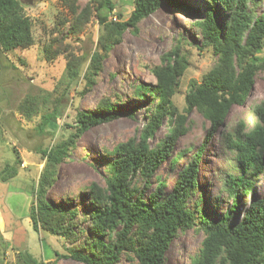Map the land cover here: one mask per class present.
<instances>
[{"label":"rangeland","instance_id":"rangeland-1","mask_svg":"<svg viewBox=\"0 0 264 264\" xmlns=\"http://www.w3.org/2000/svg\"><path fill=\"white\" fill-rule=\"evenodd\" d=\"M18 1L31 20L34 42L6 52L5 66L0 72V171L7 163L16 170V175L7 181L0 179V194H6L0 197V231L9 237L13 235L5 256H1V264H17L18 253L23 250L39 260L52 261L57 257L56 252L68 253L69 248L80 247L90 252L88 244L95 237L106 242L114 238L115 231L100 234L92 228L91 214L96 208L91 192L95 190L93 185L97 186L96 191L105 188L109 175L107 163L113 158L111 151L116 146L140 141L158 94L147 90L140 96L136 91L142 85H155V67L165 62L164 55L178 49L187 57L189 65L173 102L177 114L186 115L187 131L157 165L147 186L143 175H137L132 181L143 190L141 195L147 202L161 181L165 182V192L171 188L179 171L209 136V120L197 109L185 111V96L191 84L199 82L218 62V55L210 47L201 46L202 35L196 22L211 10L222 21L224 12L211 0H173V4L161 5L136 26L119 33L110 51L104 53L100 45L103 36L114 35L109 21L128 20L135 0H111L115 9L107 13L108 18L103 22L98 16L96 0ZM257 2L256 12L261 13L264 0ZM96 51L103 55L99 64L92 62ZM259 55L264 56V46ZM92 66L99 69L89 71ZM74 68L77 75H72ZM255 78L249 98L232 108L220 131L233 132L237 123L242 124L243 131H248L258 122L253 106L264 101V69ZM108 101L114 104L110 112L118 114L73 137V146L57 166L53 184L46 189V199L52 204L68 211L76 210L75 235L69 240L47 230H35L29 210L31 203H36L32 188L38 187L47 162L42 151L69 140L75 133L79 111H101ZM55 107L60 113L56 118L58 125H50L47 131L41 132L42 116ZM174 125L175 117L165 116L148 138L149 147L154 149L161 144ZM235 161L227 142L216 133L208 137L199 163L196 193L189 200L191 205L198 201L200 210L209 219L230 211L233 199L226 192L224 182L226 174L235 171L232 168ZM263 190L264 172L254 180L252 192L239 195L233 216L240 217L251 198ZM205 235L199 220L191 228L179 229L166 251L167 264H192ZM57 264L84 263L62 257ZM116 264H137V259L134 253L124 252Z\"/></svg>","mask_w":264,"mask_h":264},{"label":"trees","instance_id":"trees-1","mask_svg":"<svg viewBox=\"0 0 264 264\" xmlns=\"http://www.w3.org/2000/svg\"><path fill=\"white\" fill-rule=\"evenodd\" d=\"M100 21L108 18L107 13L115 9L111 0H96ZM253 3L251 6L249 5ZM173 4V0H135V7L128 20L109 21L114 33L103 36L100 42L104 53L110 51L114 37L129 26L136 24L163 4ZM223 9V20L219 21L212 10L196 24L202 35V45L210 47L218 55L217 64L202 79L191 84L185 96V111L197 109L210 122L209 136L195 150L190 162L179 171L171 188L164 191L165 182H160L143 199V190H139L133 179L137 175L146 177L145 186L158 164L170 154L178 138L187 131L186 115L177 114L173 96L180 85V79L188 68V59L178 49L164 55L160 66L155 67L157 79L155 85H142L136 95L143 96L144 91L158 94V101L151 110V120L144 128L138 143L130 141L116 146L107 163L109 175L105 188L97 189L93 185L96 208L91 214V224L95 232L108 234L115 231L110 241L95 237L89 242L90 252L80 247L69 248L68 253L56 252V259L46 262L34 257L28 250L18 253L17 264H57L62 257L72 258L84 264H116L122 253H134L137 264H167L166 251L179 229L191 228L195 221L206 232L199 255L192 264H264V190L254 195L246 204L240 217L233 216L234 208L241 193L252 192L254 180L264 172V101L253 106L258 122L254 128L243 131L242 124L233 127V132H222L226 118L235 105L244 104L253 91L256 74L264 69V56H260L264 46V8L256 12L257 0H211ZM215 4V6H216ZM214 8V7H212ZM104 10V11H103ZM120 16V15H119ZM32 23L23 13L18 0H0V72L5 66L6 52L33 44ZM102 52H94L92 62L99 64ZM4 57V58H3ZM99 66L89 71H96ZM73 69L72 75H77ZM114 108L111 101L103 104L101 111L81 110L77 113L75 133L69 140L44 149L47 162L38 180V187L32 188L36 203L30 205L29 216L33 228L43 229L51 234L72 239L76 210H66L46 199V189L53 184L57 166L73 146V137L88 130L91 126L113 119L118 113L110 112ZM57 107L42 116L39 129L48 130L50 125L57 126ZM127 114H131L127 112ZM165 116L175 117V125L165 140L151 149L148 138L153 136ZM216 133L229 144L234 152L232 173L226 174L224 182L226 192L232 196L233 204L229 212L222 217L209 219L199 208L198 201L190 204V197L196 193L198 185L199 163L203 155L206 140ZM16 175V170L7 163L0 171V179L7 181ZM120 227L115 229L116 226ZM7 252L6 241L0 231L1 256Z\"/></svg>","mask_w":264,"mask_h":264},{"label":"crops","instance_id":"crops-1","mask_svg":"<svg viewBox=\"0 0 264 264\" xmlns=\"http://www.w3.org/2000/svg\"><path fill=\"white\" fill-rule=\"evenodd\" d=\"M5 195H6V194H4V195H1V194H0V197H4ZM1 214L4 215V213H3L2 211H1ZM1 231H2V229H1ZM2 235H3L4 240L6 241V245H8V242H12V241H11V239H13V238H12V237H13L12 234L10 235V237H11V238H10V237L8 236L7 233L5 234V232L2 231ZM8 237H9V238H8ZM6 239H7V240H6ZM17 241H20V240L17 239ZM25 249H26V248H25ZM44 261H49V259L44 260Z\"/></svg>","mask_w":264,"mask_h":264}]
</instances>
